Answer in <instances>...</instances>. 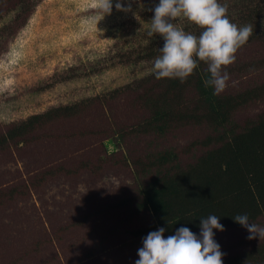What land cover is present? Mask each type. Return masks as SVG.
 Wrapping results in <instances>:
<instances>
[{"label":"rangeland","instance_id":"374dc122","mask_svg":"<svg viewBox=\"0 0 264 264\" xmlns=\"http://www.w3.org/2000/svg\"><path fill=\"white\" fill-rule=\"evenodd\" d=\"M249 1L220 0L232 22L253 32L227 66L229 86L219 97L264 82V5ZM157 2L121 0L125 11L112 0L108 14L103 0L0 3V135L53 108L75 111L0 149V264H134L142 244L131 232L153 224L148 211L134 213L143 185L158 172L185 169L206 150L198 142L264 111L262 98L219 130L203 124L143 131L147 99L161 81L151 66L163 40L147 35ZM176 23L200 31L186 19ZM165 150L176 162L147 173V159ZM255 223L264 226V215ZM214 232L222 259L263 239H249L245 227Z\"/></svg>","mask_w":264,"mask_h":264},{"label":"trees","instance_id":"16d2710c","mask_svg":"<svg viewBox=\"0 0 264 264\" xmlns=\"http://www.w3.org/2000/svg\"><path fill=\"white\" fill-rule=\"evenodd\" d=\"M6 1L10 0H0V3ZM258 3L263 6L264 0ZM205 69L206 65L201 62L183 83L178 79H160L162 84L159 82L147 99L149 118L142 125L143 131L162 135L172 128L203 124L219 130L232 123L236 110L264 98V82L238 94L214 95L211 87H205ZM188 90L194 94L183 100ZM74 113L70 105L14 123L0 135V149L48 121L68 118ZM197 145L206 150L195 162L185 169L175 167L172 172H158L140 189L141 202H137L134 213L148 211L153 220L151 226L131 232L141 244L150 231L161 226L166 228L165 237L181 226L197 233L200 219L210 214L220 217L224 228L243 227L233 219L237 214L247 213L253 223L264 215V111L254 121L239 127L234 125ZM176 160L177 154L172 150L160 151L147 159L146 172L173 165ZM16 226L22 228L18 221ZM223 264H264V238L252 249L223 259Z\"/></svg>","mask_w":264,"mask_h":264},{"label":"clouds","instance_id":"9594fccd","mask_svg":"<svg viewBox=\"0 0 264 264\" xmlns=\"http://www.w3.org/2000/svg\"><path fill=\"white\" fill-rule=\"evenodd\" d=\"M101 7L105 14L110 13L112 0H103ZM115 7L128 10L121 0H116ZM151 11L147 35H159L163 40L151 66L154 77L183 83L203 62L207 73L205 87H211L214 95L224 92L230 81L227 66L236 61V53L248 42L252 26L232 22L227 5L220 0H158ZM181 18L196 25L199 33L178 26L176 21ZM233 219L248 230L249 239L264 238V226L250 222L247 213ZM219 221L215 214L201 218L198 234L186 226L167 237L163 226L150 231L142 239L134 264H223L225 253L214 238V229L224 231Z\"/></svg>","mask_w":264,"mask_h":264}]
</instances>
